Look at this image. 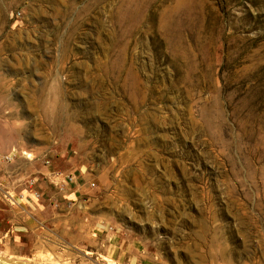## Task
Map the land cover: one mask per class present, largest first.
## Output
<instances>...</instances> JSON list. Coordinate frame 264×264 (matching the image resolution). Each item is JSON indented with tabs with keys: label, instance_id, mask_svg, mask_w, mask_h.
<instances>
[{
	"label": "rangeland",
	"instance_id": "1",
	"mask_svg": "<svg viewBox=\"0 0 264 264\" xmlns=\"http://www.w3.org/2000/svg\"><path fill=\"white\" fill-rule=\"evenodd\" d=\"M264 264V0H0V264Z\"/></svg>",
	"mask_w": 264,
	"mask_h": 264
},
{
	"label": "bare ground",
	"instance_id": "2",
	"mask_svg": "<svg viewBox=\"0 0 264 264\" xmlns=\"http://www.w3.org/2000/svg\"><path fill=\"white\" fill-rule=\"evenodd\" d=\"M5 264H7V263H5Z\"/></svg>",
	"mask_w": 264,
	"mask_h": 264
}]
</instances>
